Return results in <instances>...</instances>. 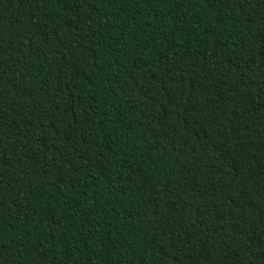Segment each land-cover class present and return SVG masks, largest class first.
I'll list each match as a JSON object with an SVG mask.
<instances>
[{
    "label": "trees",
    "instance_id": "obj_1",
    "mask_svg": "<svg viewBox=\"0 0 264 264\" xmlns=\"http://www.w3.org/2000/svg\"><path fill=\"white\" fill-rule=\"evenodd\" d=\"M0 264H264V0H0Z\"/></svg>",
    "mask_w": 264,
    "mask_h": 264
}]
</instances>
